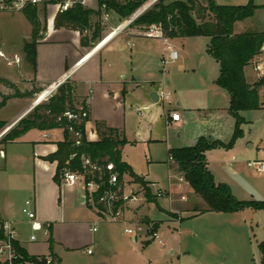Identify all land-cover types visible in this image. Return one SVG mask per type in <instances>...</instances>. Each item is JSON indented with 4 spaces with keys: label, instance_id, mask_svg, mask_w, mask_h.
<instances>
[{
    "label": "rangeland",
    "instance_id": "374dc122",
    "mask_svg": "<svg viewBox=\"0 0 264 264\" xmlns=\"http://www.w3.org/2000/svg\"><path fill=\"white\" fill-rule=\"evenodd\" d=\"M83 1L85 8L98 9L99 7L97 0ZM156 1L148 0L133 14L124 18L123 21L128 23L126 29L123 28L110 38L111 40L103 49L102 55L113 51L116 60L124 61L132 69H136L132 72L135 75L146 80L161 81V87L158 90L164 89L171 94L168 100L170 103L167 104L168 101H165V109H168L167 107L176 108L182 114V108L175 105L177 94H183L198 106L201 105L200 103L209 102V95L196 94L195 89L200 88L201 90L198 85L209 76H218L219 65L205 52V42L208 39L206 37L169 39L178 53V58L174 62L164 65L160 61L163 52L160 38L152 40L129 35L130 30L127 28L131 27L133 20ZM168 1L171 0H166V2ZM198 1L205 5V0ZM253 1L256 5L264 3V0ZM218 2L225 5H245L248 0H218ZM57 11V3L47 2L45 8L43 5L37 6L42 29L41 34L37 37V44L44 42L45 32L55 29L54 18ZM106 13L112 26L120 24L116 13L101 10V14ZM210 17V14L207 13L206 19ZM91 21L95 22L96 18L91 17ZM101 21L106 26L105 33H102L100 40L95 41L90 46L91 48L102 44L107 39L106 35L114 34L116 30L108 29V21L102 18ZM233 30L235 33L247 30L264 33V8L256 9L252 16L235 23ZM31 31L32 27L22 12L0 13V101L3 95L9 97L15 92V88L7 86L3 79L12 83L21 93L41 88L35 83L33 66L24 50V43L31 41ZM141 33L147 35L145 31H141ZM61 35L58 32L57 36L55 35L51 39H57ZM154 35L156 33L153 31L152 36ZM263 45L249 67L244 68V76L247 81L255 82L264 77ZM259 64L262 67L260 70L256 68ZM58 83L42 88L41 91L30 97L8 98L0 107V120L10 123L8 120L20 112L23 104L27 106L31 104L32 107L29 110L31 111L34 105L45 101L55 92ZM174 86L176 91H174ZM197 87L199 88L197 89ZM262 88L263 86L259 88L261 100L263 99L262 94H264V88ZM43 92H45L44 95H40ZM192 109L190 119L197 122V125L198 123L203 124V117L207 116L208 112H204L203 108ZM133 111L127 113V126L124 131L125 139L132 142L125 144L122 157L131 164L134 173L141 176L151 192L156 195L157 189L167 190V162L169 158L167 151L170 148L192 144V141L186 132V126L172 128L164 125L161 104L157 105L155 110H141L140 115L135 110ZM25 113L23 117L27 114ZM241 115L245 120L241 125L245 137L243 135L239 137L240 145L236 150L238 154L233 156L236 160H240V164H238L240 171L237 172L240 176V191H237L236 194L240 200L262 201L264 200V173H259L248 167L247 161L264 157L262 153V149H264V110L243 111ZM204 125H209V122ZM150 128L153 129L152 138L155 139L152 143L147 142L146 137ZM220 134V138L227 140V143L231 139L233 131L229 137H226L224 132ZM135 140L137 141L135 142ZM249 145H252L253 149H250ZM173 165L174 168L169 173L170 182L177 181V177L181 174L177 165L175 163ZM148 180L153 181L155 185H150ZM146 185L134 183L129 175L124 176L122 199L124 200L130 195L137 199H129L124 206L123 203H119L117 209L119 214L114 218L103 216L111 220V222L99 225V233L104 235L103 250L91 247L95 254L100 253L101 264H262L259 244L264 242L263 208H246L233 213L195 211L194 205L200 206L202 210L205 204L194 194L191 187L184 183H181L180 188L171 195L174 202L169 208L168 200L162 197H157L156 203L148 202L144 196ZM82 189L81 183H77L73 187H63L65 192L81 191ZM83 193L87 197L84 189ZM181 195L186 200H180ZM166 196L167 194L164 195V197ZM152 200L154 199L152 198ZM64 202L66 218L80 221L74 225L60 228L65 236V241L67 243L69 241L84 243L87 239L86 235H88L89 221L98 220L97 217L100 216L94 209H90L78 200ZM121 204L122 209H119ZM141 207L143 208L141 209ZM138 209H141L139 215L142 214L141 220L147 226L133 221L134 211ZM126 229H131L132 232L127 233ZM153 232L157 234V237H151ZM29 233V230L26 229L22 234L29 236ZM35 234L38 241H44L46 238L42 231L35 232ZM90 259V256L82 254L80 251L65 255L66 264H89Z\"/></svg>",
    "mask_w": 264,
    "mask_h": 264
},
{
    "label": "trees",
    "instance_id": "16d2710c",
    "mask_svg": "<svg viewBox=\"0 0 264 264\" xmlns=\"http://www.w3.org/2000/svg\"><path fill=\"white\" fill-rule=\"evenodd\" d=\"M65 0H49L47 2L63 3ZM148 0H97L98 9H88L80 1H74L66 9L57 11L54 18V28L70 29L80 35V44L90 47L99 41L105 24L101 21V10L113 11L124 19L142 7ZM46 2V3H47ZM43 8H45V4ZM264 8L248 0L245 5H220L214 0H205V5L198 0H157L149 8L140 13L131 23L142 31L151 28L160 29L162 36L175 39L187 37H206V53L219 65V75L215 84L226 90L230 96L228 111L234 118V130L231 139L225 143L212 140L206 136H199L194 144L178 148H170L168 157L177 165L187 184L194 194L200 198L205 207L196 205L195 211L233 213L240 210L264 209V200H240L236 198L230 187L225 183L215 181L213 174L207 168L206 152L215 148H231L235 140L243 135L241 125L245 122L241 112L262 108L259 88L264 86V77L253 83H248L244 76V68L260 52L264 43V33L256 31H243L235 33L234 24L253 15L254 11ZM22 13L32 27L31 41L24 43V50L30 64L36 71V45L37 37L41 34V21L37 13V6H29ZM210 18L206 19V14ZM96 21L92 23L91 17ZM15 92L9 97L2 96L0 107L10 97H30L42 88L28 90L21 93L12 83L4 80ZM44 89V88H43ZM45 92L40 95H44ZM85 113V115H83ZM89 119V110L85 101L78 102L74 95V85L66 80L60 83L55 92L45 101L38 103L24 117L20 118L2 136V142H10L30 129L50 130L61 128L63 139L57 142V149L46 157L49 161H56L54 181L61 183L64 172L82 174L86 181H93L98 185L95 192L94 203L99 210L104 209L98 199L106 191H116L118 200L113 210L122 203V181L124 175H129L134 183L145 184L143 178L132 170L123 159L122 147L127 143L125 137L115 128L107 126L103 121H96L95 128L98 139L90 141L86 138L85 124ZM7 121L0 120V129L6 127ZM112 168L108 169L107 165ZM115 174L116 185L109 183L110 177ZM145 198L148 202H157L154 195L146 185ZM152 198L155 200H152ZM86 205L93 209L86 200ZM96 212V211H95ZM100 215V213L96 212ZM102 216V215H101ZM0 221V239L4 238ZM49 227V226H48ZM50 253L48 264H60V258L53 253V241L48 238ZM15 252L20 256L13 260V264L37 263L40 258L29 254L19 242L12 241ZM261 262L264 264V242L259 244ZM5 264V263H3Z\"/></svg>",
    "mask_w": 264,
    "mask_h": 264
},
{
    "label": "crops",
    "instance_id": "0c3cea01",
    "mask_svg": "<svg viewBox=\"0 0 264 264\" xmlns=\"http://www.w3.org/2000/svg\"><path fill=\"white\" fill-rule=\"evenodd\" d=\"M214 1L217 4L222 3L218 2V0ZM103 16L104 14H102V19L104 20ZM116 16L120 23L118 26H112L107 16L105 21H108V29L114 30L122 27L126 23L117 14ZM127 29L130 30L129 35L133 37L149 38L152 40L159 38L143 35L141 33L142 30L136 27H128ZM58 32L62 34L61 37L51 39L55 35L57 36ZM104 33L105 30L103 31ZM44 34L46 35L43 38L44 42L37 44L36 71L34 73L35 83L41 88H47L66 80L74 85V95L77 101H85L89 110V119L85 124V134L88 140L95 141L98 139L95 128L96 121H103L107 126L117 129L124 136V131L127 126V113L134 112L133 110H135L140 115L141 110H155L159 104L163 107L164 125L171 126L172 128L186 126V132L190 135L192 144L195 143L199 136H206L212 140H220L225 143L227 140L220 138V133L224 132L226 137L231 136L234 130V118L228 111L230 96L226 90L215 84L218 76H209L198 85L201 87V90L199 87H197V89L199 88L198 90L195 89L196 94L210 96V101L204 102V104L200 103V106L195 104L190 98L183 96V94H177L175 105L182 108V114H180L176 108L167 107L168 109H165V101L169 99L162 101L158 98L156 102L151 99V93L153 91L157 92V94L160 92L158 89L161 87V81L146 80L135 75L132 72L136 71V69H132L124 61L116 60V55H114L113 51H108L106 55H102L103 49L115 34L106 35L107 39L102 44L92 48L81 46L80 35L74 30L65 28L52 29V31L48 30ZM208 41L206 39L205 52ZM163 54L164 51L161 53L160 61ZM246 67H249V65ZM192 71H194V68H192ZM247 82L253 83L254 81ZM176 90L175 87L174 91ZM262 95V108L257 110H264V94ZM169 103L168 101L167 104ZM22 107L14 118L8 120L10 123L7 122L6 127L0 129V221L10 223L16 231V240L19 242V245L29 254L38 256L40 260L45 257L49 262L50 248L47 240L51 236L53 241L52 251L60 258V264H66L65 255L76 251L90 256L89 264H101L100 253L95 254L91 247L103 250L104 235L99 233V225L104 222H111L110 219L99 215L100 217H97L98 220L94 219L89 221L90 223L87 228L88 235H86L87 239L84 243H79V241H69L67 243L63 232L60 230L62 227L65 228V226H71L80 222L73 218H66L65 209L63 208L64 201L78 200L80 203L86 205V197L83 189L81 191L65 192L63 187L67 185H64L62 180L60 184L54 181L57 163L56 161L46 159L48 155L56 151L57 142L63 139V130L61 128L50 130L33 128L13 141H1L2 136L7 130L23 117L25 112L28 113L32 106L31 104L29 106L23 104ZM192 108H203L205 109L204 112H208L206 114L207 116L203 117V124L198 123L197 125V122L190 119ZM172 112L179 113L180 117L178 121L171 120L170 113ZM206 122H209V125L205 126L204 124ZM148 132L149 134L146 136L147 142L152 143L155 141L152 138L153 129L148 130ZM177 135L179 136V132ZM243 137L245 136L243 135ZM130 142L132 141L127 140V143ZM239 145L240 138L234 142L231 148H215L206 152L207 168L213 174L215 181L227 184L236 198L237 191H240V176L237 173L240 171V166L238 165L240 164V160H236L233 156L234 154H238L236 150H238ZM249 147L253 149L252 145H249ZM123 160L132 168L129 162L125 159ZM167 164V190H157L169 194V197L162 198L168 200V206L170 208L174 202L171 195H173L176 189L180 188L181 184L178 181L170 182L169 173L174 168V163H169L168 161ZM148 181L150 185H155L153 181ZM184 184H187V182ZM121 188L123 190V181ZM181 197L184 196L181 195ZM181 197L180 200H182ZM26 199L32 200L37 220L46 227L45 230H41L43 235L46 236L44 241H38L37 236L34 241L30 240V235L33 232L30 229L27 218L21 211ZM129 199H137V197L132 195L128 196L122 201L123 206L128 203ZM119 209H122V204L119 206ZM141 209L134 211L133 221L145 224L141 220L142 214L139 215ZM93 227H96L95 231ZM26 229L30 232L29 236L22 234ZM73 242L75 243L72 245ZM3 263L4 258L0 256V264ZM20 264H40V262H25Z\"/></svg>",
    "mask_w": 264,
    "mask_h": 264
},
{
    "label": "built area",
    "instance_id": "2783aa9c",
    "mask_svg": "<svg viewBox=\"0 0 264 264\" xmlns=\"http://www.w3.org/2000/svg\"><path fill=\"white\" fill-rule=\"evenodd\" d=\"M49 0H0V13H14V12H22L25 8L29 6H38V5H43ZM82 4H84L83 0H79ZM74 1H64L63 3H58V11L66 9L68 6H70ZM107 13L104 14L103 18L104 20L107 19ZM128 23H125L122 27L116 29L114 31V34L120 32L123 30L124 27H126ZM153 31L156 33V37H159L162 41L163 44V51L164 54L161 58V63L162 64H168L169 62H174L178 58V53L174 49L173 45L169 42V38L163 37L160 29L158 28H151L146 31V34L148 36H152ZM257 69H261L262 67L257 65ZM171 96L170 92L165 91L162 89L158 93V98L162 101L168 100L169 97ZM85 115V113H83ZM171 120L172 121H178L179 120V113L177 112H172L170 113ZM262 153L264 154V149H262ZM169 163H174L173 159L171 157L168 158ZM247 166L250 168H253L259 173H264V157L261 159H252L247 161ZM108 169L112 168L111 164L107 165ZM177 181L179 184L185 183V178L182 174H179L177 177ZM117 182V177L115 174H113L110 179L109 183L111 185H116ZM62 183L67 186H74L77 183H81L83 185V189L85 190V193L87 194L86 199L88 202L92 205L94 211L100 213L102 216L106 217H111L114 218L115 215H118V208L116 210H113L115 207V202L118 200V196L116 191H106L103 195H101L98 199V203H102L104 209L99 210L98 207L95 206V203L93 201L95 192L98 188V185L94 183L93 181H86L84 179V176L82 174L76 173V172H64L62 175ZM166 193L162 192L160 190H157L156 196L157 197H164ZM167 196L169 197V194L167 193ZM182 200L185 199V197H181ZM22 213L25 215L27 218L29 224H30V229L33 232L30 235V240L34 241L36 239V234L35 232L45 230L46 227L37 220L36 217V211L33 207V203L31 199H26L24 201V204L21 209ZM1 228L3 229V236L4 238L0 239V256L4 258V263L5 264H13V260L16 259L17 257H20L14 250L12 241L16 239V231L15 229L11 226L10 223L5 222L1 225ZM93 230H96V227H93ZM127 233H131V229H126L125 230ZM151 237H157L156 233H151Z\"/></svg>",
    "mask_w": 264,
    "mask_h": 264
},
{
    "label": "water",
    "instance_id": "95a60500",
    "mask_svg": "<svg viewBox=\"0 0 264 264\" xmlns=\"http://www.w3.org/2000/svg\"><path fill=\"white\" fill-rule=\"evenodd\" d=\"M263 50H264V45H263V48H262ZM63 81H60L56 86H58L60 83H62ZM151 99L154 101V102H156L157 100H158V94H157V92H155V91H153L152 93H151ZM38 104V103H37ZM36 104V105H37ZM35 106V105H34ZM33 106V107H34ZM22 118V117H21ZM40 264H47L48 263V259L47 258H42L40 261Z\"/></svg>",
    "mask_w": 264,
    "mask_h": 264
}]
</instances>
